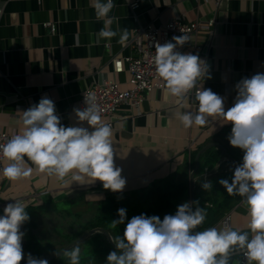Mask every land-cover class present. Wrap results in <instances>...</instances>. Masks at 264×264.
<instances>
[{"label": "crops", "instance_id": "0c3cea01", "mask_svg": "<svg viewBox=\"0 0 264 264\" xmlns=\"http://www.w3.org/2000/svg\"><path fill=\"white\" fill-rule=\"evenodd\" d=\"M135 1L139 7L133 11L130 3ZM113 2L115 7L105 19L114 18L110 25L114 31L128 30L129 38L123 45L118 42L119 35L97 40L104 20L96 18L91 0H0V10L3 9L0 13V132H21L22 111L45 96L54 102L64 126H83L92 131L86 121L80 122L76 116L82 92L107 78L117 79L122 87H127L128 73H116L113 58L136 55L130 41L138 26L149 23L160 26L177 15H183L187 21L215 20L213 33H202L198 49L191 48L187 53L198 55L205 62L211 78L205 76L203 88H210L223 97L226 111L234 105L235 85L242 78L264 73V0ZM46 22L56 23L55 33L45 26ZM196 109L194 96L181 100L170 95L167 89L150 94L138 109L127 105L120 108L112 127L114 164L122 169L121 175L126 180L119 192L139 190L168 176H173L176 183L188 182L190 186L198 153L211 144L203 146L204 143L232 125L222 118L210 117L204 126L185 128L175 114ZM193 138L197 142L190 148ZM200 146L203 147L192 162V153ZM25 159L27 166L34 168ZM7 163L4 160L3 166ZM229 163L226 155L206 173L207 179L216 184L213 193L205 195L203 205L199 206L207 215L197 230L210 227L248 230L243 198L229 210L231 217L227 226L222 224L225 214L212 221L209 208L215 207L214 199L222 192L218 181L225 179L224 174H215L222 168L224 172L229 170ZM71 175L65 178L69 183H64L35 168L30 177L17 181H9L0 174V216L8 203L16 202L15 198L25 205L27 222L36 221L37 214H53L54 207L63 213H85L113 192L105 189L99 180L71 183ZM204 175L205 169L200 175L203 182ZM46 205L49 207L44 208ZM30 244L26 243L24 234V256L31 254L40 258ZM20 264L26 262L21 260ZM230 264L248 262L242 253H236Z\"/></svg>", "mask_w": 264, "mask_h": 264}, {"label": "clouds", "instance_id": "9594fccd", "mask_svg": "<svg viewBox=\"0 0 264 264\" xmlns=\"http://www.w3.org/2000/svg\"><path fill=\"white\" fill-rule=\"evenodd\" d=\"M98 20L104 27L97 40L119 35L122 45L128 40L127 29L112 30V19H105L115 7L113 0H91ZM173 42L155 44L152 64L168 93L178 99L186 97L197 86L201 77L211 78L208 67L198 55L176 50L189 41L185 33L174 36ZM117 69L120 65L117 63ZM234 105L227 111L224 99L210 88H196L195 111L176 113L185 128L204 126L211 117L232 123L228 140L233 147L243 150L242 163L228 179H220L227 194L243 198L248 217L247 231L231 227H210L197 230L206 218L204 208L197 202L177 206L174 215H134L128 220L122 236L113 240L116 250L106 257V264H230L233 254L242 253L248 264H264V73L242 78L236 85ZM83 110L75 109L78 121L92 127L64 126L56 114L54 102L42 97L37 104L22 111L23 130L0 144V158L8 161L0 167L9 181L28 178L35 170L69 183L65 178L72 173L73 181L81 184L95 180L105 189L122 191L126 180L122 169L114 164L113 131L101 117V109L94 92H84ZM27 161L31 165L27 166ZM210 181L202 183L204 190L212 188ZM8 203L0 216V264H20L24 253L20 226L29 220L25 205L16 199ZM197 206L193 210L192 204ZM119 219L114 226L123 224L126 209L119 208ZM62 255L70 264H80L79 243L64 249ZM26 264H49L47 259L28 254Z\"/></svg>", "mask_w": 264, "mask_h": 264}, {"label": "trees", "instance_id": "16d2710c", "mask_svg": "<svg viewBox=\"0 0 264 264\" xmlns=\"http://www.w3.org/2000/svg\"><path fill=\"white\" fill-rule=\"evenodd\" d=\"M233 125L223 128L217 135L209 137L203 146L207 144H214L208 147L205 152L199 158V169L195 173V177H198V184H196L195 191V201H198V206H202V200L205 199V195H209L210 192L213 193V187L210 190H204L202 188L203 177L200 176L204 169L214 168L215 165L223 160L224 156L230 155L235 158L238 163H242V157L244 152L238 147H233L229 140L228 136L231 134V129ZM198 147L194 153H192V162L196 161V156L199 150L203 147ZM233 148L236 151H233ZM226 163V162H225ZM229 170L226 172L223 171V168L218 170L215 175L224 174L225 179H228L231 182L232 176L228 173H234L235 166L229 163ZM200 174V175H198ZM209 179V178H208ZM207 179V181H209ZM216 183H212V186H215ZM221 185V191L218 197L214 199V208H209L212 217V221L220 218L227 211H229L234 204L239 200L237 195H228L226 189ZM211 199V198H210ZM190 201V186L188 182L176 183L173 176H168L161 181L154 182L150 186L127 192H112L107 194L106 198L103 199L95 209H92L89 212L72 214L70 212H61L55 207L53 214L58 215L57 218H66L68 229L66 232L60 233L61 236L68 238V241L58 247H53L52 245L43 244L41 242V236H37L36 232V221H26L25 222V239L26 243H31L34 253L40 258L47 257L62 247L66 246L68 243L74 241L80 237L85 232L93 228H105L113 235L114 239L118 236H122L124 228L134 215L145 214L147 216H158L163 220L164 216L167 214L174 215L177 206ZM197 205L194 203L193 208ZM44 208L49 207V205L43 206ZM125 208L126 218L123 224L115 225L114 220L119 219L118 209ZM221 209V211H218ZM61 218V219H62ZM211 221V222H212ZM35 226V227H34ZM49 232V231H48ZM41 235V234H40ZM92 240H96L93 244L87 246L88 256L84 258L80 257V263L83 264V260L87 259L88 262H92L97 258V261H100L99 264H106V257L111 252L116 250V248L111 244L107 235L103 232H96L90 237ZM87 238V239H89ZM86 239V240H87ZM85 241V240H84ZM38 243L39 247L34 249V244ZM37 258V257H35ZM94 258V259H93ZM82 259V261H81ZM49 264H70V261L67 257L61 255L51 261Z\"/></svg>", "mask_w": 264, "mask_h": 264}, {"label": "built area", "instance_id": "2783aa9c", "mask_svg": "<svg viewBox=\"0 0 264 264\" xmlns=\"http://www.w3.org/2000/svg\"><path fill=\"white\" fill-rule=\"evenodd\" d=\"M132 10L139 7V2L130 3ZM3 9L0 10V13ZM45 26L49 27L53 33L56 32L57 26L54 22H46ZM215 20H192L187 21L183 15H177L169 19L165 24L157 26L152 23L140 25L135 29L130 44L136 51V55L115 56L113 58L114 71L116 73L127 72V87H122V83L114 78H107L99 82H95L87 87L81 94L79 108L83 110L84 92H94L97 96V103L101 109L102 120L114 127L115 116L120 108L124 105L130 109H138L142 106L150 94L155 91L165 90L166 86L161 78L155 72L152 60L155 56V44L159 42H173L174 36H180L184 33L188 35L189 41L182 46H177L176 50L181 53H187L193 48L198 49V39L202 33H213ZM109 46V44H108ZM117 63L120 65L117 69ZM204 86V77H201L196 88ZM194 88L187 97H193L196 91ZM208 132V131H207ZM16 133L9 131L0 132V144L6 142V139ZM197 140H191V146L196 144ZM4 159L0 158V167H3ZM208 169H205V180L207 181ZM231 213L228 211L223 217L222 224L227 226L230 222Z\"/></svg>", "mask_w": 264, "mask_h": 264}, {"label": "rangeland", "instance_id": "374dc122", "mask_svg": "<svg viewBox=\"0 0 264 264\" xmlns=\"http://www.w3.org/2000/svg\"><path fill=\"white\" fill-rule=\"evenodd\" d=\"M37 219L36 221L38 222L37 223V226H36V232H37V236H41V242L43 244H47V245H52L53 247H58L64 243H66L68 241V236L65 237V236H61L60 233H63V232H66V230L68 229V227L66 226L67 225V220L66 218H57L56 216L58 215H54L52 213L50 214H47V213H44L42 215L44 216H41L40 214H37ZM53 225V226H52ZM49 230V232H48ZM59 231H63V232H59ZM41 234V235H40ZM93 242V244L96 242V240H92V239H87L83 242H81L79 244L80 248H81V256L84 258V256H88L87 254V246L89 244H91ZM39 247V244L38 243H35L34 244V249L37 250V248ZM98 258V257H97ZM95 258V260H93L92 262H88L87 259L83 260V264H99L100 261H97ZM94 259V258H93ZM82 261V259H81ZM81 264V263H80Z\"/></svg>", "mask_w": 264, "mask_h": 264}, {"label": "water", "instance_id": "95a60500", "mask_svg": "<svg viewBox=\"0 0 264 264\" xmlns=\"http://www.w3.org/2000/svg\"><path fill=\"white\" fill-rule=\"evenodd\" d=\"M211 145H214V144H210L206 147H204L202 150H200V152L198 153V156H197V165L196 167L193 169V171L191 172V178H190V202H194L195 201V191H196V181L198 179V177H195V173L198 171L199 169V157L201 155V153L206 150L208 147H210ZM228 161L234 165L235 167H237L239 165L238 161L233 158L232 156L228 155ZM194 204V203H193ZM193 204H192V207H193ZM20 231L23 232L24 231V223L20 226ZM96 232H103L107 235V237L109 238L111 244L116 248L115 246V243L113 242L114 240V237L113 235L110 233V231H108L107 229L105 228H93L87 232H85L84 234H82L80 237H78L77 239H75L74 241L68 243L66 246L62 247L60 250H58L57 252L47 256V257H43L42 259H47L48 261H51L59 256L62 255V251L64 249H70L74 244L76 243H81L83 242L84 240H86L87 238H89L92 234L96 233ZM23 261H27V256H23L22 258Z\"/></svg>", "mask_w": 264, "mask_h": 264}]
</instances>
